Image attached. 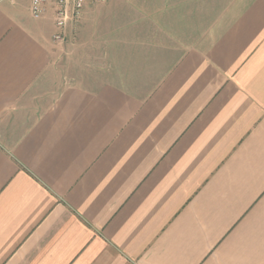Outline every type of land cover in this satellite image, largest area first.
<instances>
[{"label":"crops","instance_id":"0c3cea01","mask_svg":"<svg viewBox=\"0 0 264 264\" xmlns=\"http://www.w3.org/2000/svg\"><path fill=\"white\" fill-rule=\"evenodd\" d=\"M0 0V264H264V0H107L54 41Z\"/></svg>","mask_w":264,"mask_h":264},{"label":"built area","instance_id":"2783aa9c","mask_svg":"<svg viewBox=\"0 0 264 264\" xmlns=\"http://www.w3.org/2000/svg\"><path fill=\"white\" fill-rule=\"evenodd\" d=\"M106 0H31L30 11L35 19H40L52 8L53 21L56 27L54 41H63L70 23L80 19L86 5L105 2Z\"/></svg>","mask_w":264,"mask_h":264},{"label":"rangeland","instance_id":"374dc122","mask_svg":"<svg viewBox=\"0 0 264 264\" xmlns=\"http://www.w3.org/2000/svg\"><path fill=\"white\" fill-rule=\"evenodd\" d=\"M106 1H107V0H106ZM106 1H105V2H106ZM97 3H103V2H97ZM97 3H93V2L90 3V2H89L87 5H89V4H97ZM87 5H86V6H87ZM48 11H49V10H48ZM48 11L46 12V14L48 13ZM30 12H31V11H30ZM46 14H44V16H46ZM44 16H43V17H44ZM52 16H53V11H52ZM43 17H42V18H43ZM80 18H81V17H80ZM40 19H41V18H40ZM52 19H53V17H52ZM70 24H71V23H70ZM70 24L68 25V28H69ZM68 28L66 29V36H65V39H64L63 41L66 40ZM56 31H57V30H56ZM55 33H56V32H55ZM53 38H54V37H53ZM63 41H57V43H60V42H63Z\"/></svg>","mask_w":264,"mask_h":264}]
</instances>
